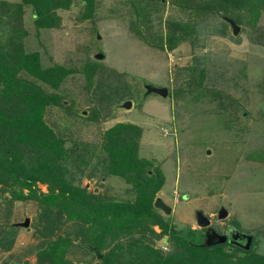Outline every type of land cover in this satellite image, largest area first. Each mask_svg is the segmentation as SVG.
<instances>
[{
  "label": "rangeland",
  "instance_id": "1",
  "mask_svg": "<svg viewBox=\"0 0 264 264\" xmlns=\"http://www.w3.org/2000/svg\"><path fill=\"white\" fill-rule=\"evenodd\" d=\"M82 1L55 9L54 27L35 29L29 6H22L21 14L23 50L37 51L41 66L68 71L57 88L36 81L63 104L46 106L43 118L63 137L65 180L94 199H134L132 182L107 174L95 159L81 166L71 150L82 142L97 146L92 149L102 155L105 130L134 125L136 155L146 165L140 180L161 179L152 200L159 197L170 207L165 214L153 206L164 222L198 230V210L216 232L230 227L251 235L252 251L264 254V13L256 24L259 31L237 24L232 35L219 14L208 15L193 33H174L164 20L188 19L174 0H149L146 6L144 0H93L87 18H82ZM15 2L21 0H0V14L10 17L9 30L14 27L11 33L18 18L5 10L12 12L7 6ZM144 84L165 87L166 95L148 94ZM124 101L128 108L118 106ZM1 188L0 236L9 225L13 233L9 229V242L0 237V264H38L39 252L55 237L70 239L64 257L72 264L97 263L117 242L125 243L124 238L110 241L96 258L90 244L72 238L80 220L57 209L47 213L35 198L11 200L15 185ZM35 190L46 193L47 187L36 183ZM220 207L226 210L222 219L216 216ZM151 228L159 231L157 225ZM151 245L168 250L161 239Z\"/></svg>",
  "mask_w": 264,
  "mask_h": 264
},
{
  "label": "trees",
  "instance_id": "2",
  "mask_svg": "<svg viewBox=\"0 0 264 264\" xmlns=\"http://www.w3.org/2000/svg\"><path fill=\"white\" fill-rule=\"evenodd\" d=\"M70 1L21 0L8 4L7 8L11 7L12 12L5 10V14L15 12L18 18L14 33L10 32L14 27L9 30L10 17L0 14V184L18 187L11 191V200L35 198L47 213L57 209L67 218L80 220L79 228L71 231L72 238L79 237L96 250L107 247L114 239L124 238L125 243L117 242L92 264H264V254L252 251L253 241L247 249L225 241L202 245L200 229L173 227L153 211L152 198L161 179L140 180L146 165L136 155L139 131L134 125L118 123L105 130L100 147L105 155L94 152L95 145L75 142L71 146L81 166L95 159L107 174L132 182L134 199H94L65 180L63 160H66L67 149L63 148V137L56 134L43 118L46 106L63 104L55 93L42 91L36 81L57 88L68 71L61 65L41 66L37 51L23 50L22 38L26 30L22 27L21 14L22 6H29L35 29L54 27L57 25L55 9L67 8ZM144 1V5H148L149 0ZM174 1L179 10L187 13L188 19L167 18L164 23L168 32L188 30L193 33L196 25L199 26L208 15L219 14L238 25L249 24L253 30L261 29L256 28V24L264 13V0H190L189 5L187 0ZM82 2L86 8L82 18H87L93 0ZM186 9L188 11H184ZM36 183L45 184L47 192H36ZM152 225H157L159 231L154 232ZM9 229L12 225L0 236L4 242L10 241ZM135 232L140 234L139 237H133ZM66 237L49 239L50 244L39 252L38 264H72L64 257L71 242ZM153 239L167 241L168 250L162 252L160 248H154L151 245ZM235 252H238L236 257Z\"/></svg>",
  "mask_w": 264,
  "mask_h": 264
},
{
  "label": "water",
  "instance_id": "3",
  "mask_svg": "<svg viewBox=\"0 0 264 264\" xmlns=\"http://www.w3.org/2000/svg\"><path fill=\"white\" fill-rule=\"evenodd\" d=\"M221 18L227 23V25L229 26L230 30H231V34L232 35H235L238 31V25H236V23L229 17H226V16H221ZM96 58H99L101 57V54H97L95 55ZM144 88H145V91L146 93H154V94H157L159 96H162L164 97L166 95V88L165 87H162V86H152V85H149V84H144ZM130 105L129 101H124L122 102L121 104H119L118 106H121V107H124V108H128ZM153 206L155 208H158L159 210H161L162 212H164L165 214H169L170 212V207L165 204L161 198L159 197H156L154 200H153ZM217 218L218 219H222L226 216V210L222 207H220L218 210H217V214H216ZM194 218H195V222L197 224V226L203 228V227H206L209 225V220L206 216H204L202 214V212L200 211H195L194 212ZM28 223L27 219L25 218V220L22 222V223H19L21 224L22 226H26ZM232 237H242L244 238V244L241 246L239 243H236L234 242V244L236 246H239L240 248L242 249H247L250 245V242H251V235H247V234H244V233H241V232H232L230 234ZM231 236L229 239H227L228 243H231L232 241L230 240L231 239ZM224 241H226V235L225 234H219V233H216L214 230H212V228L208 227L206 229V234H205V237L203 238V242H202V245H212V244H222ZM89 250L92 251L96 258H100L101 256V252L99 250H96L95 248L93 247H89Z\"/></svg>",
  "mask_w": 264,
  "mask_h": 264
},
{
  "label": "flooded vegetation",
  "instance_id": "4",
  "mask_svg": "<svg viewBox=\"0 0 264 264\" xmlns=\"http://www.w3.org/2000/svg\"><path fill=\"white\" fill-rule=\"evenodd\" d=\"M208 227H210V226H206V227H203V228H200L199 227V229H200V233H201V235H202V237L204 238L205 237V234H206V229L208 228ZM210 228H212V227H210ZM212 230H214L213 228H212ZM215 231V230H214ZM235 231H237V230H234V229H232V228H230V227H227L226 228V230H225V232L224 233H221V232H217V233H219V234H225L226 235V241L225 242H228L227 241V239H229L230 238V234L232 233V232H235ZM216 232V231H215ZM237 232H239V231H237ZM242 233V232H241ZM232 242H231V244H234V242H236V243H239L241 246L244 244V238H242V237H232L231 236V239H230ZM235 245V244H234Z\"/></svg>",
  "mask_w": 264,
  "mask_h": 264
},
{
  "label": "clouds",
  "instance_id": "5",
  "mask_svg": "<svg viewBox=\"0 0 264 264\" xmlns=\"http://www.w3.org/2000/svg\"><path fill=\"white\" fill-rule=\"evenodd\" d=\"M237 25V24H236ZM157 95V94H156ZM209 226V225H208ZM201 228V227H200ZM217 233V232H216Z\"/></svg>",
  "mask_w": 264,
  "mask_h": 264
}]
</instances>
